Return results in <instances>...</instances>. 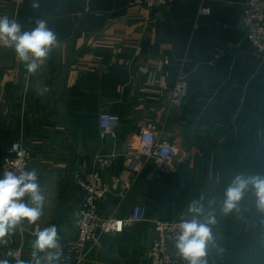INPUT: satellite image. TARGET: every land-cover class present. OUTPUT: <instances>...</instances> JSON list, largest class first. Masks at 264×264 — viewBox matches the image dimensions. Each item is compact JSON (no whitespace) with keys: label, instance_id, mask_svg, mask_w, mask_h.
<instances>
[{"label":"crops","instance_id":"0c3cea01","mask_svg":"<svg viewBox=\"0 0 264 264\" xmlns=\"http://www.w3.org/2000/svg\"><path fill=\"white\" fill-rule=\"evenodd\" d=\"M244 1L180 0L149 11L132 0H36L38 8L33 0H0V16L15 18L24 31L46 20L59 40L36 75L11 49L0 50V159L17 154L13 144L27 148L47 197L35 225L25 222L0 243V259L15 264L9 250L29 259L33 233L52 224L60 243L73 239L82 199L76 174L104 156L111 159L104 174L111 191L98 213L123 218L141 205L146 220L87 245L76 264H151L153 222L190 218L193 200L215 210L208 264H264V213L251 191L239 211H220L235 176L264 175V61L242 37ZM228 45L233 50L214 60L215 49ZM150 72L167 78L164 89L146 84ZM179 76L187 77L189 96L175 107ZM44 85L49 91L40 96L36 89ZM102 113L119 117L115 137L100 136ZM147 127L179 154L166 167L148 162L139 175H128L121 198L126 148Z\"/></svg>","mask_w":264,"mask_h":264},{"label":"built area","instance_id":"2783aa9c","mask_svg":"<svg viewBox=\"0 0 264 264\" xmlns=\"http://www.w3.org/2000/svg\"><path fill=\"white\" fill-rule=\"evenodd\" d=\"M180 0H132L135 6L144 7L149 11L164 10ZM208 10L201 8L200 14H207ZM241 33L252 49V53L259 62L264 61V0H245L240 6ZM1 49H8L0 47ZM233 46L216 48L213 59H218L223 53L232 51ZM167 78L150 72L147 76L148 86L164 89ZM189 96V83L186 76L176 78L171 92V105L182 106ZM98 129L101 137H115L120 125V119L115 114L102 113L98 117ZM22 154L5 156L0 160V173L13 164L19 163L29 168L30 151L23 147ZM124 167L118 176L120 181V197L128 189L126 183L130 174L139 175L148 162L158 168L166 167L172 159L178 156V148L168 140L160 139L158 132L147 127L139 134L136 143H130L126 148ZM110 158L96 156L88 170L76 174L78 187L82 191V199L76 220V234L73 239L61 242L64 256L62 264H76L74 257L84 251L87 245L96 246L105 235L121 234L125 227L142 223L146 220V208L134 205L127 216L102 217L98 213V203L104 200L111 191L110 185L104 180V174L110 167ZM181 220H158L153 222L155 238L150 244L149 257L151 264H186L178 255L175 248L177 225ZM172 246V251L168 249ZM17 253L18 258V251Z\"/></svg>","mask_w":264,"mask_h":264},{"label":"clouds","instance_id":"9594fccd","mask_svg":"<svg viewBox=\"0 0 264 264\" xmlns=\"http://www.w3.org/2000/svg\"><path fill=\"white\" fill-rule=\"evenodd\" d=\"M31 6L38 8L39 4L33 0ZM58 46L57 35L46 20H37L33 29L24 31L15 18L0 16V47L11 49L29 75H36L46 64L52 49ZM48 91L46 85L36 89L40 96ZM10 151L22 154L17 144H13ZM249 191L255 197L257 210L264 213V175L244 173L235 176L225 190L220 211L225 215L239 211V203ZM46 200L36 168L16 163L0 173V243H6V238L25 222L35 225L44 215ZM212 203L214 201L210 206ZM187 213L190 218L182 219L177 225L176 251L186 264H208L209 248L215 246L211 227L216 223L215 210L206 211L201 200H193ZM33 236L29 259L17 258L12 250L6 256L15 264H62L64 253L55 224L37 229ZM0 264L11 262L5 258L0 259Z\"/></svg>","mask_w":264,"mask_h":264},{"label":"rangeland","instance_id":"374dc122","mask_svg":"<svg viewBox=\"0 0 264 264\" xmlns=\"http://www.w3.org/2000/svg\"><path fill=\"white\" fill-rule=\"evenodd\" d=\"M1 50H7V49H1ZM16 155H17V154H15L14 157H15ZM4 157H5V156H4ZM2 158H3V157H2ZM2 158H1V159H2ZM1 159H0V160H1ZM149 248H150V246H149ZM149 258H150V257H149Z\"/></svg>","mask_w":264,"mask_h":264}]
</instances>
